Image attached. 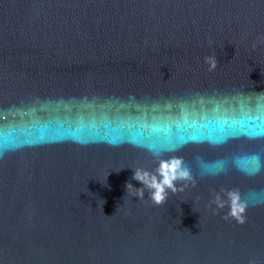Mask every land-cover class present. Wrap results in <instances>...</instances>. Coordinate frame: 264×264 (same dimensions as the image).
Returning <instances> with one entry per match:
<instances>
[{
	"label": "water",
	"instance_id": "water-1",
	"mask_svg": "<svg viewBox=\"0 0 264 264\" xmlns=\"http://www.w3.org/2000/svg\"><path fill=\"white\" fill-rule=\"evenodd\" d=\"M262 37L264 0H0V264H264Z\"/></svg>",
	"mask_w": 264,
	"mask_h": 264
},
{
	"label": "clouds",
	"instance_id": "clouds-1",
	"mask_svg": "<svg viewBox=\"0 0 264 264\" xmlns=\"http://www.w3.org/2000/svg\"><path fill=\"white\" fill-rule=\"evenodd\" d=\"M261 42H264V37L261 38ZM205 62L209 65L210 71L217 66L215 55L207 56ZM256 159L258 160L259 157ZM132 179L140 182L141 186L135 187L131 182H128L126 184L128 197H137L139 200H144L145 191L147 190L151 202L155 205H162L166 202L169 191L175 193L178 188L182 190V186L178 182L191 181L192 175L182 158L171 156L160 158L157 167L152 171L141 168L134 169ZM221 193H223V196ZM213 196L214 198L208 206L211 207L212 204H215L214 212L227 206L228 211L225 213L224 219L231 217L238 223L243 224L245 222L248 202L241 199L238 189L221 188L220 192H215ZM101 210L103 211L102 205ZM249 264H255V261H250Z\"/></svg>",
	"mask_w": 264,
	"mask_h": 264
}]
</instances>
